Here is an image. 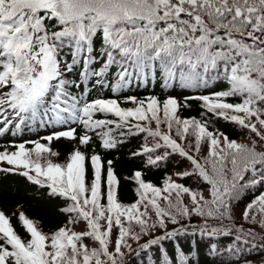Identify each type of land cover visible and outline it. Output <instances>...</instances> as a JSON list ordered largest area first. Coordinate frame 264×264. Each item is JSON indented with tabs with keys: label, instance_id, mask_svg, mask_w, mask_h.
<instances>
[{
	"label": "snow or ice",
	"instance_id": "1",
	"mask_svg": "<svg viewBox=\"0 0 264 264\" xmlns=\"http://www.w3.org/2000/svg\"><path fill=\"white\" fill-rule=\"evenodd\" d=\"M218 83L220 90L213 87ZM150 85L195 90L199 94L184 99L201 102L202 117L211 113L258 139L240 143L210 131L206 119L181 117L191 105L175 94H129ZM104 90L107 97L100 95ZM45 128L51 131L37 139L21 135ZM138 133L154 143L141 145L133 157L147 156L146 164L158 167L178 154L191 168L168 175L162 186L134 170L124 179L136 185L138 198L125 204L114 162L105 166L95 147L89 153L80 146L96 138L113 150ZM61 139L78 146L65 162H53L49 157L59 153L52 142ZM0 173L62 199L59 210L68 217L45 232L19 211L24 238L0 209V264H118L122 249L131 250L129 239L153 230L162 234L140 248L158 246L157 264H193L192 248L173 243L169 252L164 242L197 232H235L230 259L264 250L255 243L264 240L255 227L235 223L239 215L264 232V0H0ZM173 176L191 178L194 186ZM194 218L203 222L189 232L185 221ZM79 223V231L68 226ZM208 255L220 256L216 244Z\"/></svg>",
	"mask_w": 264,
	"mask_h": 264
},
{
	"label": "trees",
	"instance_id": "2",
	"mask_svg": "<svg viewBox=\"0 0 264 264\" xmlns=\"http://www.w3.org/2000/svg\"><path fill=\"white\" fill-rule=\"evenodd\" d=\"M213 87L216 90H220L224 87V85L218 83ZM93 93L95 94V90H93ZM129 94H135L141 98L147 95H156L161 99L165 98L169 94H175L181 104L188 103L191 105V107L182 108L180 110L179 114L181 117L206 119L209 121L210 131L224 133L229 137V139L236 140L240 143H249V141L253 138L258 139V137H255V134L251 133L250 130L243 129L232 122L214 117L211 113H206L202 117L201 113L204 112V109L200 106L201 102L197 100L185 101L184 99L186 96L199 94L195 90H185L181 93L180 90H163L159 86L150 85L147 88L133 87ZM205 94H207V90H205ZM100 95L107 97L109 92L108 90H104L100 93ZM151 127L154 128L155 125L152 124ZM161 130L166 131L163 125L161 126ZM50 131L51 129L45 128L36 131H24L21 135L25 139H37L40 136L48 134ZM115 134L118 136V131ZM146 136V133L126 136L123 138L124 142L113 150L102 149L99 146L98 139L96 138H94L95 142L93 145H89L87 147L80 146L82 151H88L89 153L91 152V149L95 147V151L100 154L102 159L105 161V166L107 160H112L114 162L113 167L117 175L120 177L119 200L125 204H130L138 198L135 192L136 185L133 182L124 179V177L130 176L134 170H141L144 173V179L146 181H150L157 186H162L163 180L168 175H171L176 171H183L191 168L190 163L181 158L178 154H173L167 161L161 162L158 167L148 166L146 164L147 156L133 157L131 153L139 150L141 145H150L154 143L151 137L146 138ZM174 138L176 137L174 136ZM190 142V140L185 142L186 147ZM77 146L78 142H70L65 139L53 141L51 147L54 151L59 153V156L49 158L52 159L53 162H65L68 154ZM202 149L203 151L198 154L201 157L207 153L206 143L202 145ZM173 179L177 182L184 183L186 186H194L191 178L180 180L179 178L173 176ZM256 194H258V191H252L250 193V195ZM247 198L250 197H246V199ZM64 206L65 202L62 199L49 197L46 189H39L37 186L31 185L25 180V178L18 175L0 173V209L4 210L6 214L11 217L12 224L22 237L27 238V234L17 219L19 211L25 212L29 218L38 222V227L42 228L45 232H50L67 224V215L59 210ZM13 213H16V215H13ZM202 222V219L197 220L195 218L191 222L185 221V223L190 225L189 232L192 231V224L199 227V224ZM101 223L103 224V221ZM210 223L213 226L220 227V225L216 224L215 221H210ZM235 223L237 226L243 224L245 228L255 227L256 231L260 233L261 236H264V232H261L255 225H250L241 220L239 215H237ZM224 225L227 228L232 227L231 223L227 220L224 221ZM68 226L73 227L76 231H79L84 228V223H79L75 226ZM169 227L171 228L172 225L169 224ZM133 231L139 232V227L135 226ZM116 234L117 233L114 231L113 239ZM160 234H162L160 230H153L151 236L142 234L139 241L129 239L128 244L131 245V250L128 248L122 249L124 255L121 259H119L118 264H157L156 248L158 246H150L149 249L144 250L140 248V245L145 243L149 238ZM234 240L235 232H232L228 236L217 235L213 237L201 236L199 232H197L196 235L180 236L176 238L175 241H165L164 244L167 246L169 252H172L173 243H179L185 249L192 248L194 250V254L192 255L193 264H211L213 260H216L217 264H220L222 258L226 261V264H243L245 259L251 261L252 264H261V262L264 261V250L258 247L242 254L238 260L230 259L227 249L228 245L232 244ZM197 241L200 242L199 247H197ZM87 242L89 243V247L98 246L97 242L91 240H88ZM255 243L259 245L264 243V240L257 239ZM212 244L217 245V249L220 251V256L213 257L208 255V251ZM109 247L110 250H112V246L110 245Z\"/></svg>",
	"mask_w": 264,
	"mask_h": 264
}]
</instances>
